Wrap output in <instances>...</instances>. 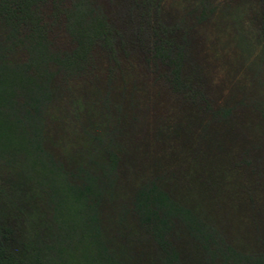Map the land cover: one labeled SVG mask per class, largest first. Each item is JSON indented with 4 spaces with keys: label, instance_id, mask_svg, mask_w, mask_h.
I'll return each mask as SVG.
<instances>
[{
    "label": "rangeland",
    "instance_id": "1",
    "mask_svg": "<svg viewBox=\"0 0 264 264\" xmlns=\"http://www.w3.org/2000/svg\"><path fill=\"white\" fill-rule=\"evenodd\" d=\"M259 13L257 0H51L38 25L17 30L0 16V74L7 79L0 95L15 103L5 109L14 111L11 120L23 126L36 106V140L70 171L96 169L94 152L104 151L102 143L116 156L97 220L108 249L123 263L156 259L129 205L139 186L152 183L196 228L190 234L180 217L169 221L177 264L209 263L196 240L201 233L211 235L206 247L212 264H231L229 256L239 264L245 258L264 264ZM99 21L110 39L100 38L80 69L61 68L77 31L93 34ZM31 29L43 31L44 40L32 38ZM155 48L177 56L180 87L171 84V69ZM25 86L39 90L36 102L34 90L19 92ZM10 157L0 149V218L15 217L8 201L17 194L26 216L14 226L29 238L49 236L41 222L50 209L46 198L29 196L34 192ZM45 212L49 219L50 210Z\"/></svg>",
    "mask_w": 264,
    "mask_h": 264
},
{
    "label": "trees",
    "instance_id": "2",
    "mask_svg": "<svg viewBox=\"0 0 264 264\" xmlns=\"http://www.w3.org/2000/svg\"><path fill=\"white\" fill-rule=\"evenodd\" d=\"M48 1L51 0H0V16L6 20L5 22H12L11 27L17 30L25 27L27 23L31 26L38 25L43 5ZM257 1L260 6V20L264 25V0ZM76 19L74 18L73 22H76ZM99 23H96L93 34L89 35L85 29L77 31L71 40L72 44L74 43L72 52L63 55L68 61L64 64L59 63L61 68H63L62 65L65 67L67 65L73 71L80 69L93 45L100 38L101 40L110 39V32L101 21ZM72 26H76V23ZM102 26L105 29L102 30ZM160 29L163 34L167 31ZM30 31L32 38L38 41L44 40L43 31L39 29ZM37 49L40 48L37 47ZM39 53L43 54L44 51L39 50ZM154 54L156 57L158 55L163 57L162 62L171 69V84L176 88L180 87V82L175 75L180 66L177 56L173 53L169 55L165 48H155ZM23 69L25 70V67ZM4 77H6L5 74H0V85H4L7 80ZM10 80L9 84L12 82ZM30 90L36 92L37 98L34 100L36 102L40 94L38 95L39 90L34 86H25L19 92L26 94L28 92L25 91ZM0 99V149L9 151L11 155L9 160L19 162L23 184L27 185L28 190L34 192H29V196L32 198L44 196L50 207V209H44V219H41L49 231V236L38 235L35 238H29L18 231L20 227L14 226L16 221H21L26 216L24 207L19 205L17 194L13 196L14 201L13 199L8 201L9 206L13 207L12 213L15 212V217L6 216L4 218V220L7 219L6 221L0 218V264H125L108 249L101 232L100 222L97 220V208L100 201L106 198L102 196V192L104 194L110 191L112 185L111 178L116 156L109 149V145L102 143L105 149L103 152L100 151L101 153L93 151L99 160H93V163L98 166L96 169L90 170L83 165L82 168L77 167L74 171L65 169L52 159L36 140V134L39 131L36 106H33L32 111L28 110L27 116L23 117V126H17L15 121L11 120L15 114L14 111L6 113L5 110H11L15 103L9 101L8 96L0 95ZM79 173L85 176L79 179ZM72 176L76 179L78 177V181ZM129 205L138 228L143 231L148 243L154 248L156 259L150 264H177L179 253L173 248L170 240L172 226L169 221L175 216L180 217L184 220V226L189 233L194 234L196 228L191 219L186 213L175 210V204L163 191L161 192L158 185L152 183L139 186L134 191ZM46 210H50L49 219H47ZM197 232L201 233L199 230ZM199 236L200 238H195L203 249L209 262L207 264H212L214 254L206 247L212 241L211 235L201 233ZM245 259V264H262L260 260ZM228 261L232 262L231 264L240 262L235 259L233 261L231 256L228 257Z\"/></svg>",
    "mask_w": 264,
    "mask_h": 264
}]
</instances>
